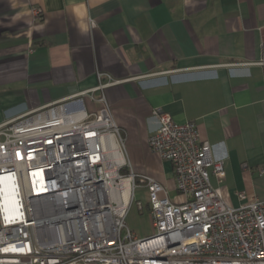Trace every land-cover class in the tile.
<instances>
[{"label":"crops","instance_id":"1","mask_svg":"<svg viewBox=\"0 0 264 264\" xmlns=\"http://www.w3.org/2000/svg\"><path fill=\"white\" fill-rule=\"evenodd\" d=\"M98 73L134 172L179 199L148 142L162 108L224 161L230 205L264 201V0H0V126L96 89Z\"/></svg>","mask_w":264,"mask_h":264},{"label":"built area","instance_id":"2","mask_svg":"<svg viewBox=\"0 0 264 264\" xmlns=\"http://www.w3.org/2000/svg\"><path fill=\"white\" fill-rule=\"evenodd\" d=\"M98 78L80 97L0 126V264H264V201L244 192L238 207L225 200L224 161L197 123L153 110L148 142L173 165L172 200L162 183L134 172L105 95L111 77ZM140 188L153 225L144 238L127 225Z\"/></svg>","mask_w":264,"mask_h":264},{"label":"rangeland","instance_id":"3","mask_svg":"<svg viewBox=\"0 0 264 264\" xmlns=\"http://www.w3.org/2000/svg\"><path fill=\"white\" fill-rule=\"evenodd\" d=\"M223 183L220 186H223ZM135 200L136 203L130 209L127 217V225L138 238H144L153 233L152 218L147 208L148 195L145 188L137 189ZM137 202L143 204L145 208L143 212L139 211Z\"/></svg>","mask_w":264,"mask_h":264}]
</instances>
